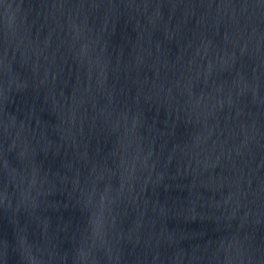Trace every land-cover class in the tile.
I'll list each match as a JSON object with an SVG mask.
<instances>
[{"label":"water","instance_id":"1","mask_svg":"<svg viewBox=\"0 0 264 264\" xmlns=\"http://www.w3.org/2000/svg\"><path fill=\"white\" fill-rule=\"evenodd\" d=\"M0 264H264V0H0Z\"/></svg>","mask_w":264,"mask_h":264}]
</instances>
